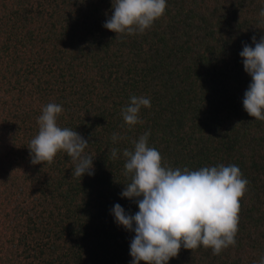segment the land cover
Segmentation results:
<instances>
[{
    "label": "trees",
    "instance_id": "trees-1",
    "mask_svg": "<svg viewBox=\"0 0 264 264\" xmlns=\"http://www.w3.org/2000/svg\"><path fill=\"white\" fill-rule=\"evenodd\" d=\"M167 5L144 33L116 37L103 27L112 0H0V264H131L135 233L111 209L139 211L120 195L129 182L122 151L146 132L173 168L234 164L249 181L236 245L220 255L181 247L168 264L264 258V121L244 110L251 77L239 55L264 36V0ZM133 95L151 107L129 130L121 113ZM49 103L64 109L59 126L90 143L94 175L76 177L64 152L31 163L27 146Z\"/></svg>",
    "mask_w": 264,
    "mask_h": 264
},
{
    "label": "clouds",
    "instance_id": "clouds-1",
    "mask_svg": "<svg viewBox=\"0 0 264 264\" xmlns=\"http://www.w3.org/2000/svg\"><path fill=\"white\" fill-rule=\"evenodd\" d=\"M167 0H112V15L103 27L116 37L144 33L165 15ZM260 16L264 17V9ZM255 45L244 44L239 55L251 83L244 93L243 106L249 116L264 121V36ZM145 96H131L122 109L123 120L129 130L144 121L141 108H150ZM64 111L61 105L49 103L38 117V134L27 146L31 163L52 164L58 153L64 152L75 164L74 175H94L92 157L86 153L90 144L77 131L58 124ZM148 132L132 140V149L125 148L124 184L122 198L132 200L139 211L134 215L120 204L111 209L115 222L135 235L130 243L131 264H168L179 255L181 247L191 251L203 246L220 255L229 246L236 245L239 231L241 199L249 181L237 165L219 164L198 170L171 167L161 153L148 144ZM124 139L113 133L112 140ZM112 159L121 151L112 148ZM264 264V258L259 261Z\"/></svg>",
    "mask_w": 264,
    "mask_h": 264
}]
</instances>
